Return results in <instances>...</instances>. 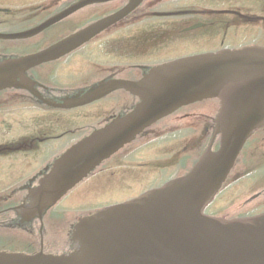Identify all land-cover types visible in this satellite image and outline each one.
Here are the masks:
<instances>
[{"label":"flooded vegetation","instance_id":"obj_1","mask_svg":"<svg viewBox=\"0 0 264 264\" xmlns=\"http://www.w3.org/2000/svg\"><path fill=\"white\" fill-rule=\"evenodd\" d=\"M80 1L0 0V34L33 30ZM126 4L127 0H119L87 6L32 39L0 41V61L53 45ZM82 19V25L73 29ZM245 47H264V0H144L75 52L29 71L34 85L28 90L0 91V251L35 253L41 241L48 242L49 232L59 226L50 214L41 220L43 228L35 219L24 226L18 214L23 198L45 173L49 154L128 115L136 100L116 90L73 110H55L44 103L102 82H137L152 68L181 58ZM216 110L178 109L151 125L101 165L85 188L101 193L112 186L114 192L126 194L143 186L139 195L150 189L149 180L155 175L167 178L174 170L181 175L184 156L198 155L210 139ZM147 153L154 158L146 160ZM225 189L240 194L227 210L229 218L264 213V127L252 134Z\"/></svg>","mask_w":264,"mask_h":264},{"label":"water","instance_id":"obj_2","mask_svg":"<svg viewBox=\"0 0 264 264\" xmlns=\"http://www.w3.org/2000/svg\"><path fill=\"white\" fill-rule=\"evenodd\" d=\"M141 1L129 0L119 14L63 43L74 41L73 47L78 46L96 28L111 24ZM65 50L56 47L1 63L0 89L19 85L29 68L58 58ZM141 84L136 92L141 103L135 111L60 157L25 211L41 214L150 123L194 102L220 100L214 131L220 134L219 150L212 153L208 147L186 176L81 219L73 228L70 254L2 253L0 264H264V215L231 221L202 215L244 142L264 124V50L182 60L158 68ZM53 248L55 244L48 247Z\"/></svg>","mask_w":264,"mask_h":264},{"label":"rangeland","instance_id":"obj_3","mask_svg":"<svg viewBox=\"0 0 264 264\" xmlns=\"http://www.w3.org/2000/svg\"><path fill=\"white\" fill-rule=\"evenodd\" d=\"M44 2L48 1V0H42ZM83 22V19L82 21H79V23L77 22L76 24L74 23L73 24V29L74 28H79V25L81 26ZM84 24V23H83ZM154 145H157V144H154ZM58 150H60V148H55L54 151L51 152V154L53 155L54 153L58 152ZM148 154V153H147ZM152 156V155H151ZM157 157V155L155 156ZM154 158V157H152ZM174 173L172 172L170 176H172ZM150 176H153V173L150 172ZM157 176L153 177L151 180H149V185L153 186L155 184H160L162 182H164L167 178L166 177H162L161 179L159 180H154ZM141 188H138V187H135L133 188L131 191H129L128 193H126L125 195L123 194V196H120V197H123V199H126V198H129V197H133L135 195H137L140 191H143V186H140ZM147 187V186H146ZM241 191V190H240ZM116 192H105L104 194H106L104 196V198H101L100 202H109V201H112L113 199H117L118 196H116L115 194ZM103 194V195H104ZM108 195V196H107ZM236 196H240V194L236 193V192H230L229 189H226L225 192L221 193L215 207L213 209H209V212L211 214H221L223 212L224 215L227 213V210L229 209V206L232 204H235L236 200L237 199H234ZM68 203L65 202V204H69V207L70 209H68V211H73V209L71 207H74V205H76L77 203L83 202V198L80 197L79 193L76 192L74 194H72L69 198H68ZM55 215H57L58 217L59 216H62L63 215V209H57L55 210L54 212Z\"/></svg>","mask_w":264,"mask_h":264}]
</instances>
